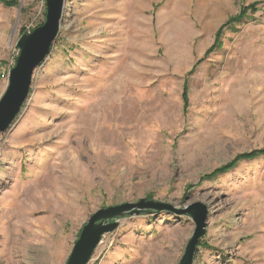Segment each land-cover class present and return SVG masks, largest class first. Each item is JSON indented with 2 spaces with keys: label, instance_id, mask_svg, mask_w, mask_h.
I'll return each mask as SVG.
<instances>
[{
  "label": "rangeland",
  "instance_id": "rangeland-1",
  "mask_svg": "<svg viewBox=\"0 0 264 264\" xmlns=\"http://www.w3.org/2000/svg\"><path fill=\"white\" fill-rule=\"evenodd\" d=\"M260 1L66 0L0 136V264H67L91 215L142 198L208 207L193 264H264V156L203 180L264 148V4L207 55ZM46 11V0H0V99L19 39ZM119 223L88 264H179L196 229L168 211Z\"/></svg>",
  "mask_w": 264,
  "mask_h": 264
},
{
  "label": "water",
  "instance_id": "water-1",
  "mask_svg": "<svg viewBox=\"0 0 264 264\" xmlns=\"http://www.w3.org/2000/svg\"><path fill=\"white\" fill-rule=\"evenodd\" d=\"M65 4L66 0H46L45 22L18 41L20 54L10 71L8 88L0 99V136L11 128L21 113L32 89L34 73L51 53L64 23ZM162 211L188 215L194 220L196 229L179 263L193 264L199 242L206 233L208 207L196 202L177 208L171 203L147 198L97 210L82 228L67 264H88L102 237L116 230L121 218Z\"/></svg>",
  "mask_w": 264,
  "mask_h": 264
},
{
  "label": "trees",
  "instance_id": "trees-1",
  "mask_svg": "<svg viewBox=\"0 0 264 264\" xmlns=\"http://www.w3.org/2000/svg\"><path fill=\"white\" fill-rule=\"evenodd\" d=\"M5 4L7 5H12L14 2L12 1H4ZM261 4H264V1H260V2H254V3H251L249 5H245L241 8V10L231 16L218 30L217 34H216V41L214 43V45L208 50L207 52V55L212 51L214 50L216 47H219L222 45V42H221V37L224 33V31L228 28H230L231 30L233 31H237V25L238 24H241L243 23V21L245 19H247L249 16H250V13H255L259 10V6ZM206 55V56H207ZM197 64L193 67V69L191 70L190 73H192L194 71V69L196 68ZM184 92H183V98H184V106L187 108L188 106V91H187V88L184 87ZM260 156H264V148L263 149H259V150H253V151H250V152H245V153H242V154H239L233 161H231L230 163L222 166V167H219L217 169H215L213 172L209 173V174H206L204 177H203V180H207V179H211V178H214L220 174H224L225 172L233 169L234 167H237L238 164L242 161H248V160H252V159H255V158H258Z\"/></svg>",
  "mask_w": 264,
  "mask_h": 264
}]
</instances>
